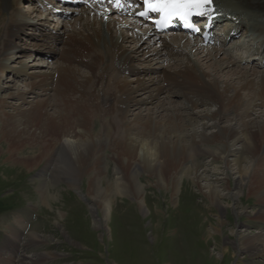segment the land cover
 <instances>
[{
  "label": "bare ground",
  "instance_id": "bare-ground-1",
  "mask_svg": "<svg viewBox=\"0 0 264 264\" xmlns=\"http://www.w3.org/2000/svg\"><path fill=\"white\" fill-rule=\"evenodd\" d=\"M18 1L23 0H0V7H13ZM33 1L36 6L27 12L16 8L6 22L0 19V69L30 79L26 90L0 98V138H5L8 160L30 168L36 160H45L39 172L43 178L36 186L45 184L48 177L51 190L60 191L57 184L75 187L80 176L92 172L86 187L96 194L92 199L103 212L100 222L107 221L114 205L111 196L103 193L100 178L106 172L108 150V161L113 162L108 188L120 195L130 191L142 214L145 186L139 177L144 174L153 176V184L168 192L170 203L179 193L188 192L187 181L193 182L207 206L219 212L229 209L221 197L235 202L244 190L258 202L264 200V70L243 66V59L230 57L216 44L245 28L250 36L254 33L257 44L256 52L249 55L264 59V0H212L224 18L206 25L207 39L182 31L158 34L123 0ZM60 4L71 6L63 9ZM43 8L48 14L77 11L80 17L64 34L44 25ZM219 28L223 39L212 32ZM155 41L158 46L154 47ZM26 51L30 56H55L58 61L32 70L19 61V66L11 68L7 52ZM199 105L205 107L203 112L196 110ZM26 144L33 154L19 153ZM193 156L217 161V168L208 172ZM190 160L193 165L187 168ZM242 160L251 163L243 167ZM229 172L233 188H228L225 174ZM42 200L45 203L43 195ZM193 210L191 217L198 224L196 207ZM251 218L263 219L264 211H256ZM23 221L16 214L7 218L5 247L16 240L17 248L10 257L15 258L21 249L17 242ZM233 232L232 228L230 235H237L233 245L244 255L241 258L259 255L263 231ZM25 235V249L40 243L34 231ZM43 256L24 254L23 258L27 264H39L54 255Z\"/></svg>",
  "mask_w": 264,
  "mask_h": 264
},
{
  "label": "rangeland",
  "instance_id": "rangeland-1",
  "mask_svg": "<svg viewBox=\"0 0 264 264\" xmlns=\"http://www.w3.org/2000/svg\"><path fill=\"white\" fill-rule=\"evenodd\" d=\"M49 1L59 2L58 0ZM36 4L33 0H23L18 1L13 7H0V19L6 22L9 12L13 9L18 8L27 12ZM70 6L60 4L63 9ZM45 7L49 9V6ZM44 9L41 10V16L45 18L44 25L56 32L61 30L64 34H68L75 27L80 17L77 11L68 10L66 14L56 11L48 14ZM33 11L40 16L39 9L34 8ZM168 32L171 35L177 33ZM212 32L217 33L215 29ZM215 36L219 37L218 34ZM231 39L226 43V40L216 43L223 47L228 55L230 49L231 55L239 52L233 47L236 46L239 49L247 45H244L245 42L242 41L246 40L244 37ZM154 43V47L158 46L157 41ZM57 46L61 49L59 44ZM28 54L29 51L20 55L17 52H7L8 64L14 68L21 63H26L28 69L32 70L33 67L51 66L58 61L55 56ZM255 56L254 54L250 57L260 62ZM19 61L21 63H18ZM151 65L155 66L154 63ZM244 65L253 67L256 71L264 70L262 64L248 65L247 62ZM4 71L6 68L0 69L1 99L6 98L9 93L16 92L17 89L26 90L25 85L30 79H20L14 73L5 74ZM181 100L182 98H179V104L182 103ZM153 106V104L150 105V108ZM196 110L203 112L205 107L199 105ZM2 139L5 138H0V246L3 247L0 249V264H27V260L23 258L24 254L26 257L33 254L54 255L52 259L50 257L39 264H264V247L259 248L260 252L257 256L241 258L244 255L241 256L236 252L233 245V242L237 241V235H230L232 228L234 232L243 230L249 234L264 232V218L255 220L251 218L256 211H264V200L258 202L254 195L248 194L246 190L235 202L227 196L221 197L220 201L223 204H229V209L219 212L215 207L207 206V201L202 198L192 181L186 180L188 192L178 194L183 203L179 204L178 195L175 201L170 203L168 192L153 184L155 180L153 176L144 174L139 177L140 183L145 186L143 191L145 213L142 214L141 210L135 206L130 191L120 195L113 192L112 188H108L107 184L113 178L111 171L113 162L108 161L110 151L106 150L104 155L106 172L100 178V185L105 196L107 194L111 196L114 206H112L108 222H100L103 212L92 199L96 194L87 190L86 187L92 172L80 176L75 187H69L63 183L57 184L56 188L58 186L62 188L60 191L51 190V182L47 177L45 184L37 185L42 187V191H38L36 182L38 183L42 177L39 172L44 167L45 160H36V164L31 168L8 160L6 143ZM29 148L30 146L26 144L19 153L29 155L33 151ZM193 160L187 162L185 166L191 167ZM195 161L199 167L206 168L208 172L215 170L218 164L217 161H211L206 156H198ZM228 163L232 168L233 162ZM250 163L242 160L240 164L248 167ZM218 171L224 175L223 168L219 167ZM225 176L228 188H233V175L229 172ZM42 195L45 197V203ZM51 195H55L57 200ZM234 203H238L237 206L235 205L238 207L237 210L233 207ZM193 206L197 209L199 225L191 217L192 212H195ZM235 211H241V213L237 215ZM15 214L24 219L22 222L24 229L23 233H20L21 241L17 242V247L21 249L15 258L12 256L14 261L10 262L12 259L10 256L14 254L13 250L17 249L13 246L16 245V240L14 244L9 243L5 247L4 234L8 231L6 230L7 218L10 219ZM97 222H100L101 226H98ZM219 222L220 224L223 222L221 227ZM30 231H34V234L39 236L40 243L25 249L23 243L27 237L25 234Z\"/></svg>",
  "mask_w": 264,
  "mask_h": 264
},
{
  "label": "snow or ice",
  "instance_id": "snow-or-ice-1",
  "mask_svg": "<svg viewBox=\"0 0 264 264\" xmlns=\"http://www.w3.org/2000/svg\"><path fill=\"white\" fill-rule=\"evenodd\" d=\"M146 3H151L153 5H160L161 8L153 7L152 10H162L163 7L171 6L173 8H181L188 4H195L200 2H208V0H145Z\"/></svg>",
  "mask_w": 264,
  "mask_h": 264
}]
</instances>
